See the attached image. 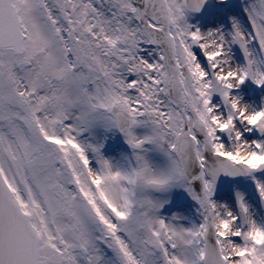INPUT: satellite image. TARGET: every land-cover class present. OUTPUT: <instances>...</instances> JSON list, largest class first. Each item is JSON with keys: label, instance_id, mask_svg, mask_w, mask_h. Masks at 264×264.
Returning a JSON list of instances; mask_svg holds the SVG:
<instances>
[{"label": "snow or ice", "instance_id": "snow-or-ice-1", "mask_svg": "<svg viewBox=\"0 0 264 264\" xmlns=\"http://www.w3.org/2000/svg\"><path fill=\"white\" fill-rule=\"evenodd\" d=\"M0 264H264V0H0Z\"/></svg>", "mask_w": 264, "mask_h": 264}]
</instances>
